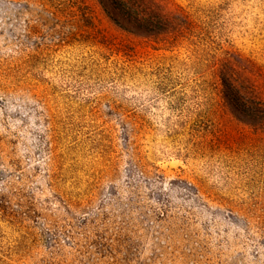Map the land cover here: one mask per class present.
<instances>
[{"label":"rangeland","instance_id":"obj_1","mask_svg":"<svg viewBox=\"0 0 264 264\" xmlns=\"http://www.w3.org/2000/svg\"><path fill=\"white\" fill-rule=\"evenodd\" d=\"M154 2L185 36L0 0V264H264V132L220 78L264 100V0Z\"/></svg>","mask_w":264,"mask_h":264},{"label":"trees","instance_id":"obj_2","mask_svg":"<svg viewBox=\"0 0 264 264\" xmlns=\"http://www.w3.org/2000/svg\"><path fill=\"white\" fill-rule=\"evenodd\" d=\"M106 12L123 29L146 37L160 38L174 26L173 39L185 36L189 29L187 15L179 21L166 17L156 7L154 0H99ZM222 98L224 106L243 123L256 131L264 132V100L253 94L249 85H238L233 72L222 69ZM248 83V82H247Z\"/></svg>","mask_w":264,"mask_h":264}]
</instances>
